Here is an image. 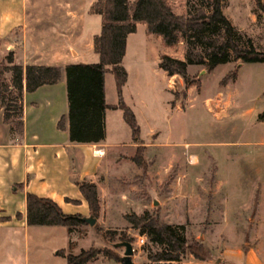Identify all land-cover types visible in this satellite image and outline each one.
I'll return each instance as SVG.
<instances>
[{"label":"rangeland","instance_id":"374dc122","mask_svg":"<svg viewBox=\"0 0 264 264\" xmlns=\"http://www.w3.org/2000/svg\"><path fill=\"white\" fill-rule=\"evenodd\" d=\"M257 2L264 6V0H225L222 13L261 50L264 13ZM172 4L174 12L182 11L177 0ZM155 37L139 25L127 38L123 60L127 77L121 97L139 129L141 166L119 165L123 176L109 182L111 196L102 193L99 206L104 210H99L92 226L84 223L70 232L62 226H45L27 236L0 233L1 264L10 259L62 264L57 250L77 253L89 247L103 248L111 258L97 255L87 264H120L121 241L131 244L132 263L144 264L146 254L158 247L138 234L125 215L145 211L159 222L177 226L186 239L201 241L208 258H225L236 248L244 252L249 247L264 258V62H227L209 71L187 65V75L195 81L187 88L178 76L166 80L156 66L162 54L182 59V42L167 47ZM232 70L235 79L221 85V78ZM2 77L6 80L7 74ZM106 79L112 94L110 71ZM115 126L130 133L120 110ZM146 142L154 146L146 147ZM182 179L187 184L180 185ZM152 197L157 205L151 204ZM123 236L125 240H120ZM189 259L184 255L180 264Z\"/></svg>","mask_w":264,"mask_h":264},{"label":"trees","instance_id":"16d2710c","mask_svg":"<svg viewBox=\"0 0 264 264\" xmlns=\"http://www.w3.org/2000/svg\"><path fill=\"white\" fill-rule=\"evenodd\" d=\"M225 0H185L186 13L172 11L167 0H96L90 11L99 15V32L93 36L92 47L98 60L95 63H73L63 67L67 112L61 116L56 127L64 128L67 122L68 140L74 143H94L104 136V110L119 109L128 126L131 139L140 144L139 129L134 114L121 97V87L126 81V71L121 65L125 49V37L142 23L145 32L161 38L163 45L171 47L183 44L182 59L162 54L157 68L168 76L178 75L184 87L194 84L186 72L187 65H199L205 70L227 62H264V48L257 50L250 38L241 35L223 15ZM264 13V6L257 2ZM0 64V107L2 122L17 136L21 135V97L23 91H33L41 85L54 84L60 79L61 70L52 65H20L8 52ZM109 67V69H108ZM109 70L113 76L117 103L107 105L104 101L103 77ZM3 73L7 74L6 80ZM235 79V70L224 75L219 83L224 85ZM140 145L130 160L141 166ZM78 190L89 213L96 217L99 212L97 188L93 183L81 181ZM129 225L144 234L157 249L146 254L144 264H180L184 255L195 260L208 258L205 245L194 238L186 239L177 232V226L162 223L146 211L140 215H125ZM25 223L29 226H62L67 232L83 225L79 214L64 213L50 198L25 193ZM125 240V237H120ZM70 241H68V245ZM56 255L64 264H86L103 255L111 258L103 248L89 247L77 253L59 249Z\"/></svg>","mask_w":264,"mask_h":264},{"label":"crops","instance_id":"0c3cea01","mask_svg":"<svg viewBox=\"0 0 264 264\" xmlns=\"http://www.w3.org/2000/svg\"><path fill=\"white\" fill-rule=\"evenodd\" d=\"M95 1L0 0V62L8 52H11L16 64L52 65L61 70L60 79L56 83L41 85L29 92L23 91L20 136L2 122L0 107V233L2 234L27 236L30 230L45 227L29 226L25 223L26 192L50 198L64 213L77 211L89 213L77 183L81 181L93 183L97 188L100 205L102 193L108 196L113 193L108 189L109 182L123 176L119 165H136L130 158L134 155L136 146L140 144L132 141L130 133L126 135L124 127L123 132L116 130L115 118L119 109L104 110V136L98 142H70L66 120L63 129L56 127L58 119L61 116L65 117L67 112L63 67L73 63H95L98 60L97 54L93 51L92 39L99 32L100 17L90 11ZM167 2L174 12L172 0ZM178 4L182 11L175 13L185 14V0H177ZM253 16L254 14H251L252 21L255 20ZM139 25H142L144 33L148 34L145 32L144 24L137 23L135 31L126 35L122 66L126 55L127 38L136 32ZM148 35L156 36V40L159 37L155 34ZM157 63L158 60L156 66ZM123 68L125 69L124 66ZM108 71L103 77L104 101L107 105H115L117 103L115 83L112 85L113 95L111 89L107 87ZM163 73L166 80L178 76H168ZM143 145L154 146L152 142ZM128 150L129 155L126 153ZM122 161L124 163H121ZM187 182L186 179H182L179 184L184 185ZM99 207L102 212L103 207ZM228 254L225 258L223 256L209 257L205 260L192 258L187 264L237 262L264 264V258L257 248L249 247L244 252L236 248L233 253ZM8 261L9 264H26L12 259Z\"/></svg>","mask_w":264,"mask_h":264},{"label":"water","instance_id":"95a60500","mask_svg":"<svg viewBox=\"0 0 264 264\" xmlns=\"http://www.w3.org/2000/svg\"><path fill=\"white\" fill-rule=\"evenodd\" d=\"M151 204L153 206L157 205V201L153 197L151 198ZM80 218L84 223L88 224L89 226H92L96 220V218L93 217L91 214L84 216V217H80ZM119 245L123 247L122 255L119 257V263L120 264H133L131 261V254L133 252L131 244L128 241H121Z\"/></svg>","mask_w":264,"mask_h":264},{"label":"built area","instance_id":"2783aa9c","mask_svg":"<svg viewBox=\"0 0 264 264\" xmlns=\"http://www.w3.org/2000/svg\"><path fill=\"white\" fill-rule=\"evenodd\" d=\"M139 242H142V239L141 238H139Z\"/></svg>","mask_w":264,"mask_h":264}]
</instances>
